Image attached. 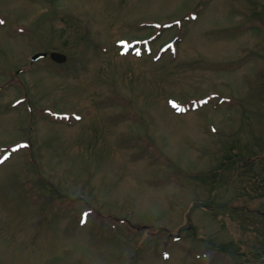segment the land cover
I'll list each match as a JSON object with an SVG mask.
<instances>
[{
	"label": "rangeland",
	"instance_id": "rangeland-1",
	"mask_svg": "<svg viewBox=\"0 0 264 264\" xmlns=\"http://www.w3.org/2000/svg\"><path fill=\"white\" fill-rule=\"evenodd\" d=\"M0 21V264H264V0Z\"/></svg>",
	"mask_w": 264,
	"mask_h": 264
},
{
	"label": "water",
	"instance_id": "water-1",
	"mask_svg": "<svg viewBox=\"0 0 264 264\" xmlns=\"http://www.w3.org/2000/svg\"><path fill=\"white\" fill-rule=\"evenodd\" d=\"M46 55L45 52H37L31 56V60H36L38 58L44 57ZM49 56L52 60L56 62H64L66 60V56L60 52L52 51L49 53Z\"/></svg>",
	"mask_w": 264,
	"mask_h": 264
},
{
	"label": "trees",
	"instance_id": "trees-1",
	"mask_svg": "<svg viewBox=\"0 0 264 264\" xmlns=\"http://www.w3.org/2000/svg\"><path fill=\"white\" fill-rule=\"evenodd\" d=\"M229 156H231V155H229ZM205 175H208V173H206ZM209 177L211 176V175H208ZM216 173H214V172H212V177H211V181H212V183H214V182H216L217 180H216ZM259 187L262 189L261 190V192H254V197H256V196H263L264 195V175L263 176H261L260 177V179H259ZM259 187H254L253 189L254 190H257ZM244 202L245 203H247L248 202V200L247 199H245L244 200Z\"/></svg>",
	"mask_w": 264,
	"mask_h": 264
},
{
	"label": "snow or ice",
	"instance_id": "snow-or-ice-1",
	"mask_svg": "<svg viewBox=\"0 0 264 264\" xmlns=\"http://www.w3.org/2000/svg\"><path fill=\"white\" fill-rule=\"evenodd\" d=\"M0 23H3V21H0ZM77 119H79V118L77 117Z\"/></svg>",
	"mask_w": 264,
	"mask_h": 264
}]
</instances>
